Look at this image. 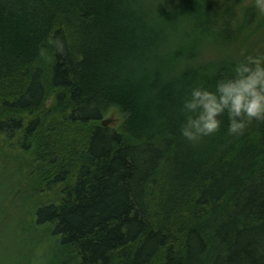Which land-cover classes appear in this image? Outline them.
Instances as JSON below:
<instances>
[{
	"label": "trees",
	"instance_id": "obj_1",
	"mask_svg": "<svg viewBox=\"0 0 264 264\" xmlns=\"http://www.w3.org/2000/svg\"><path fill=\"white\" fill-rule=\"evenodd\" d=\"M244 1L0 0V264H264V122L180 134L264 53Z\"/></svg>",
	"mask_w": 264,
	"mask_h": 264
},
{
	"label": "clouds",
	"instance_id": "obj_2",
	"mask_svg": "<svg viewBox=\"0 0 264 264\" xmlns=\"http://www.w3.org/2000/svg\"><path fill=\"white\" fill-rule=\"evenodd\" d=\"M255 8L264 14V0H254ZM171 10V9H170ZM45 53L42 51L41 55ZM236 64L233 75L216 82L215 91L193 88L183 104L185 122L180 134L198 143L221 128V115L228 113L230 135L240 134L253 120L264 122V53L245 55Z\"/></svg>",
	"mask_w": 264,
	"mask_h": 264
},
{
	"label": "rangeland",
	"instance_id": "obj_3",
	"mask_svg": "<svg viewBox=\"0 0 264 264\" xmlns=\"http://www.w3.org/2000/svg\"><path fill=\"white\" fill-rule=\"evenodd\" d=\"M255 6V2H254V0H245L244 2H243V6ZM192 31H190V34H193L194 32H192ZM190 34H188V36L190 35ZM246 34H248V32H243L242 33V36H241V38H240V40L237 42V44H236V47H241V44L243 43V37L246 35ZM183 35H185L186 36V32H185V30H184V34ZM193 41V40H192ZM192 41H190V42H192ZM183 42H184V44H185V40H183ZM189 42V41H188ZM189 42V43H190ZM215 49V47H212V50H214ZM216 50L217 51H219V52H221L222 53V55L225 53V51H226V46H222L221 47V49L220 48H216ZM221 53L219 54V55H221ZM210 55H214L213 53L212 54H210ZM215 56V55H214ZM105 120H107V122H108V124L107 125H115V124H119L120 123V121H121V117H120V115L118 114V113H116V112H114L111 116L109 115V116H107V118L105 119Z\"/></svg>",
	"mask_w": 264,
	"mask_h": 264
},
{
	"label": "water",
	"instance_id": "obj_4",
	"mask_svg": "<svg viewBox=\"0 0 264 264\" xmlns=\"http://www.w3.org/2000/svg\"><path fill=\"white\" fill-rule=\"evenodd\" d=\"M101 124H102V126H106V125L108 124V122H107V120H103V121L101 122Z\"/></svg>",
	"mask_w": 264,
	"mask_h": 264
}]
</instances>
